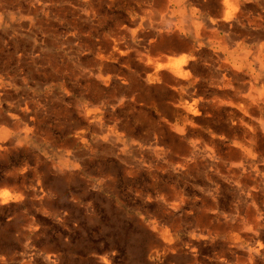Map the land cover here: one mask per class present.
I'll return each instance as SVG.
<instances>
[{
    "label": "rangeland",
    "instance_id": "obj_1",
    "mask_svg": "<svg viewBox=\"0 0 264 264\" xmlns=\"http://www.w3.org/2000/svg\"><path fill=\"white\" fill-rule=\"evenodd\" d=\"M262 245L264 0H0V264Z\"/></svg>",
    "mask_w": 264,
    "mask_h": 264
},
{
    "label": "crops",
    "instance_id": "obj_2",
    "mask_svg": "<svg viewBox=\"0 0 264 264\" xmlns=\"http://www.w3.org/2000/svg\"><path fill=\"white\" fill-rule=\"evenodd\" d=\"M180 63H181V61L176 62V63H175V64H176V67H178V65H180Z\"/></svg>",
    "mask_w": 264,
    "mask_h": 264
},
{
    "label": "clouds",
    "instance_id": "obj_3",
    "mask_svg": "<svg viewBox=\"0 0 264 264\" xmlns=\"http://www.w3.org/2000/svg\"><path fill=\"white\" fill-rule=\"evenodd\" d=\"M262 247H264V245H262Z\"/></svg>",
    "mask_w": 264,
    "mask_h": 264
}]
</instances>
